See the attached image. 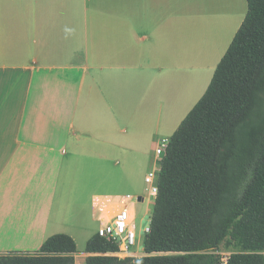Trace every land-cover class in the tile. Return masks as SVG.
I'll list each match as a JSON object with an SVG mask.
<instances>
[{
  "label": "crops",
  "instance_id": "crops-1",
  "mask_svg": "<svg viewBox=\"0 0 264 264\" xmlns=\"http://www.w3.org/2000/svg\"><path fill=\"white\" fill-rule=\"evenodd\" d=\"M178 9V0H0V256L64 234L85 264L95 200L158 176L162 125L192 110L176 106L170 56L190 37Z\"/></svg>",
  "mask_w": 264,
  "mask_h": 264
},
{
  "label": "trees",
  "instance_id": "trees-1",
  "mask_svg": "<svg viewBox=\"0 0 264 264\" xmlns=\"http://www.w3.org/2000/svg\"><path fill=\"white\" fill-rule=\"evenodd\" d=\"M246 4L207 90L167 142L145 256L113 257L117 246L95 234L85 264H264V0ZM77 254L57 234L0 264H75Z\"/></svg>",
  "mask_w": 264,
  "mask_h": 264
},
{
  "label": "rangeland",
  "instance_id": "rangeland-1",
  "mask_svg": "<svg viewBox=\"0 0 264 264\" xmlns=\"http://www.w3.org/2000/svg\"><path fill=\"white\" fill-rule=\"evenodd\" d=\"M178 5L184 8L178 9V14L183 10L184 23L189 28L190 37L187 36L188 45L177 44L176 55H171L170 58L176 68L175 79L178 92L176 106L183 110L187 107V110L188 108L192 109L205 93L217 64L226 53L245 18L247 4L246 0H178ZM201 7L203 12H201ZM178 36L181 35L178 34ZM184 66L187 67V71L178 69ZM199 69L204 72L202 73ZM172 119L175 126L162 125L164 127L162 130L166 131L162 132L161 139H169L184 118L180 120L175 116L174 120L172 116ZM156 168L159 166L157 165ZM149 190L150 186L142 181L131 190H113L112 192L113 194L145 198V204L136 206L139 245L134 250L140 253L144 251L143 230L150 226L153 209L154 200L148 197ZM83 251L82 247L79 253L81 254ZM217 253L220 255L221 261L225 262L229 250L222 245ZM144 256L143 253L142 256L134 259L138 260ZM81 262L82 257L79 256V263Z\"/></svg>",
  "mask_w": 264,
  "mask_h": 264
},
{
  "label": "built area",
  "instance_id": "built-area-1",
  "mask_svg": "<svg viewBox=\"0 0 264 264\" xmlns=\"http://www.w3.org/2000/svg\"><path fill=\"white\" fill-rule=\"evenodd\" d=\"M166 146L167 142H161L156 149V156L162 157ZM157 181L158 176L153 172H149L145 177V183L150 186L148 197L153 200L158 191ZM142 198L143 201L138 202L137 197L128 195L118 198H97L94 202L98 222L96 234L117 246L118 251L112 255L113 257L121 260L134 259L144 253V251L140 253L134 250L139 245L136 206L145 204V198ZM148 231L149 226L144 228L143 237Z\"/></svg>",
  "mask_w": 264,
  "mask_h": 264
},
{
  "label": "water",
  "instance_id": "water-1",
  "mask_svg": "<svg viewBox=\"0 0 264 264\" xmlns=\"http://www.w3.org/2000/svg\"><path fill=\"white\" fill-rule=\"evenodd\" d=\"M138 202H142L143 198L141 196L137 197Z\"/></svg>",
  "mask_w": 264,
  "mask_h": 264
}]
</instances>
